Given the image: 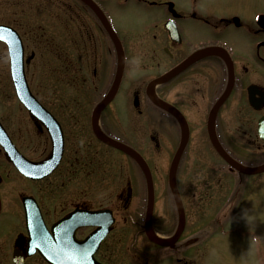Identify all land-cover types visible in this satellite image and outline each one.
Listing matches in <instances>:
<instances>
[{
	"label": "flooded vegetation",
	"instance_id": "obj_1",
	"mask_svg": "<svg viewBox=\"0 0 264 264\" xmlns=\"http://www.w3.org/2000/svg\"><path fill=\"white\" fill-rule=\"evenodd\" d=\"M92 1L114 31L124 57L115 94L94 120V110L111 88L118 67L114 45L95 12L80 0H51L48 3L52 10L46 12L47 18L30 21L31 26L5 22L19 37L14 50L22 53L25 76L34 60L49 58L53 65V95L66 85L70 98L63 104L57 98L51 103L35 96L62 132V155L50 175L35 181L21 177L0 149L10 170L6 178H16L6 184V178L0 177V215L4 214L1 190L4 184L5 189L15 192L20 210L19 226L12 229L7 221V227H0V237L7 236V244L0 239V246H6L0 264H16L13 253L20 264H51L36 249L27 253L29 238L21 202L24 196L35 200L47 231V236L41 235L53 239L55 256L59 257V246H97L90 255L91 263L123 264L120 246L127 244L121 226L125 222L131 224L129 228L135 234L143 233L144 216L138 214L134 220L125 216L124 210L133 198L128 181L117 192L108 194L105 178L95 177V172L100 171L101 150H116L103 143L95 129L142 156L168 155L166 169L181 137L185 142L177 168L190 153L202 154L205 149L217 155L212 137L241 164L264 162V10L250 11L243 6L217 12L203 7L201 0H132L136 8L146 7L140 10L147 19L127 37L115 25L114 15L129 0H114L109 6L110 0ZM131 38L137 41V48L129 51L125 42ZM192 56L198 57L178 69ZM9 57L8 46L0 41V58L8 63ZM148 90L164 104L150 99ZM19 106L36 134L33 138L25 137V142L22 140L24 150L0 121L22 155L33 161L42 160L51 149L49 135L40 120ZM226 168L231 171L227 164ZM122 175L120 166L117 178L123 181ZM15 180L20 182L19 186ZM95 182L101 185L98 194L94 191ZM65 186H70V194L60 193ZM70 213L81 217L53 233L51 226ZM109 220L111 223L107 225ZM101 226H108V231L93 243L90 237ZM151 226L156 228L153 213ZM180 238L173 246L181 244ZM75 261L72 259L68 264Z\"/></svg>",
	"mask_w": 264,
	"mask_h": 264
},
{
	"label": "rangeland",
	"instance_id": "obj_2",
	"mask_svg": "<svg viewBox=\"0 0 264 264\" xmlns=\"http://www.w3.org/2000/svg\"><path fill=\"white\" fill-rule=\"evenodd\" d=\"M43 1L45 3L41 0H0V23L11 21L17 25L31 26L32 23L28 24L30 21L47 18L46 12L52 10L48 3L51 0ZM113 1H108V6ZM177 1L182 2V0ZM128 3L122 11L114 15L115 25L127 37L138 31L141 23L147 19L146 14L144 15L140 10L146 8L145 6L141 5L139 9L133 6L132 0ZM201 4L217 12L243 8V6L250 11L264 10V0H243L240 3L237 0H201ZM133 48H137V41L131 38L130 41L125 42V49L132 51ZM52 66V60L49 58L34 60L26 72L29 87L33 94L42 100L52 103L53 99L57 98L66 104V100L70 98V91L65 87L66 85L58 89L59 93L56 96L53 95ZM81 97L83 96L79 98ZM0 119L22 150L25 149L23 143L25 137L36 136L27 122L26 113L22 111L14 97L7 60L1 58ZM140 134L142 136V129ZM99 154L102 162L98 168L100 171L95 172V177L105 178L104 185L108 194L117 192L127 181L129 182L133 198L124 211L125 216L129 215L128 217L134 220L138 214H141L143 207L144 186L141 173L130 159L127 158L129 162L125 155L116 150H101ZM144 156L150 163H155L153 168L150 165L154 185L155 229L157 233L166 236L176 217V212L171 208L166 186L164 164L169 156L166 154ZM224 165L219 156L213 152H206L205 149L202 154L190 153L184 156L177 172L176 183L185 210L186 225L182 239L185 237L186 241L182 240V244L175 246L174 249L150 246L141 232L135 234L129 228L131 224L124 222L121 227L124 244L127 245L120 246L123 250V264H264V173L254 176L237 173L232 175L226 171ZM120 166L123 168V181L117 178ZM7 168L6 162L0 155V175L3 179L10 172ZM7 178L6 184L8 180L15 179L11 176ZM14 182L19 186L18 180ZM4 185L1 187L4 196V214L0 215V227H7L6 222L10 221V226L14 229L20 225L19 203L15 198V192L5 189ZM69 187L65 186L60 193L70 194ZM94 188L98 194L101 185L95 182ZM50 193H53V190ZM200 226L201 237L191 242L188 237L191 236L192 239V235ZM6 238L7 236L0 237L5 240V244H7ZM5 248L6 246H0L1 260L4 258L2 250ZM177 259H180L178 263H176Z\"/></svg>",
	"mask_w": 264,
	"mask_h": 264
},
{
	"label": "water",
	"instance_id": "obj_3",
	"mask_svg": "<svg viewBox=\"0 0 264 264\" xmlns=\"http://www.w3.org/2000/svg\"><path fill=\"white\" fill-rule=\"evenodd\" d=\"M82 1L89 4L93 8V10L98 12L97 11L98 9L89 0H82ZM102 18H103V16H102ZM104 25L106 28H108L105 20H104ZM4 28L5 27H0V39H4L5 33H4V31H2V29H4ZM109 35H110V37L114 43L116 53H117L118 58H119V66H118V71H117V75H116L114 84H113L110 92L107 94V96L104 98V100L95 109L94 115H96V113L100 109H102L108 103V101L113 97V94H114L115 89H116V85L118 83L119 77H120L122 69H123V56H122V50H121L120 44L117 41L115 35L111 31H109ZM187 63H184L182 66L179 67V69L182 68ZM11 76H12V81H13V84L15 87V92H16L18 99L21 101V103L29 110V112L34 117L40 119L44 123L46 129L48 130V132L51 135L53 147H52L50 156L45 161L39 162V163L28 162V161L24 160L16 152V150L12 146L9 138L7 137L5 131L1 127V125H0V145L4 149L6 155L9 157V159L14 163V165L17 167V169L22 174H24L26 177L31 178V179H39V178L47 175L49 172H51L59 160V157L61 154V141H62L60 129H59L58 124L51 117V115L49 113H47L38 104V102L32 97V95L29 93V90H28L27 85L25 83L24 75L22 72V65H21V58L20 57L19 58H11ZM97 135L105 143L122 150L125 154H127L129 157H131L135 162H137L140 165L141 170L144 173L145 180H146V188H147V206H146V215H145V224H144L146 237L150 241L157 243L159 245H168V244L173 243L177 239V237L179 236L180 232L182 231L183 224H184L183 210H182L179 195H178V192H177V189L175 186V179H174L175 163L177 162V159L180 155L181 148L183 146V144H182L183 140L181 141V144H180L177 152L174 155V158L172 160L171 166L169 168V173H168V184H169V187L171 189V192H172V195H173V198H174V201H175V204L177 206L178 213H179V227H178V230L176 231L175 236L173 237L172 240L163 241V240H160L157 237H155V235L151 232V228H150V215H151L152 204H153V189H152L151 176H150V173H149V170L147 168L146 163L141 158V156L138 153H136L134 150H132L131 148H129L125 145H122L118 142L109 140V139L101 136L98 132H97ZM215 148L217 149L219 154L222 156V158L232 168H234L235 170H237L243 174L250 175V174H255V173H259V172L264 171V164H261V165L256 166V167H245V166L239 165L238 163L233 161L230 157H228L218 147V145L216 143H215ZM30 210H31L30 208L27 209V218H29L31 220V226H34L36 228L41 226L39 221L35 222V218L37 219V216L34 214L32 215V212L30 214Z\"/></svg>",
	"mask_w": 264,
	"mask_h": 264
}]
</instances>
